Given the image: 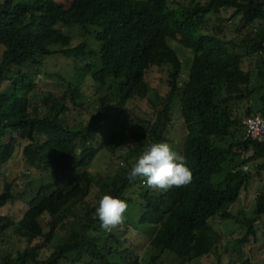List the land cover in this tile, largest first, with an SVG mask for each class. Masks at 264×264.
Masks as SVG:
<instances>
[{
  "label": "trees",
  "instance_id": "16d2710c",
  "mask_svg": "<svg viewBox=\"0 0 264 264\" xmlns=\"http://www.w3.org/2000/svg\"><path fill=\"white\" fill-rule=\"evenodd\" d=\"M228 11L229 19H212ZM237 18L239 39L224 40L222 24ZM209 28L213 34L204 33ZM171 33L194 54L187 81L168 44ZM50 59L72 71L47 75L57 90L42 89L38 79ZM252 59L255 67L245 69ZM157 80L167 85L165 96L154 93ZM0 87V182L19 142L26 143V163L45 170L22 218L0 216V239L12 230L26 244L0 255V264H165L169 256L177 264H201L218 245L209 224L215 218L244 230L242 244L258 238L264 191L250 219L229 208L254 176L264 180V145L246 137L236 111L258 95L247 116L264 117V0H0ZM143 102L145 123L130 124V104L142 111ZM178 113L187 128L181 155L193 172L191 184L161 192L142 179L130 181L146 149L171 142ZM102 151L120 154L111 178L92 173ZM234 160L240 164L229 170ZM104 195L140 208V224L152 238L148 261L101 228L95 210ZM17 198L6 184L0 209ZM130 220L127 212L125 226Z\"/></svg>",
  "mask_w": 264,
  "mask_h": 264
},
{
  "label": "rangeland",
  "instance_id": "374dc122",
  "mask_svg": "<svg viewBox=\"0 0 264 264\" xmlns=\"http://www.w3.org/2000/svg\"><path fill=\"white\" fill-rule=\"evenodd\" d=\"M70 4L71 2H68V5ZM231 15L232 12L228 11L227 13H222L219 16H214L212 19L225 20L229 19ZM239 20L240 18H237L234 23L227 21L223 23L224 25L221 23L222 26H224V30H222L223 32L219 34V36L223 37V39L226 41L239 39ZM216 23L217 22H213L209 25L213 26ZM73 30H75V32L77 31L76 29ZM211 32L212 31L210 30V28L208 30H204V33L209 34ZM78 39L79 38H77V40ZM171 39V46L183 62L182 79L183 81H187L190 74V68L194 58V54L192 51L186 49L182 44L179 43L180 37L177 34L171 33ZM253 66L255 67V59L247 60L243 64V67L245 69H250ZM54 73H58L64 77H67L70 73H72V71L69 67L63 65L62 63H59V61H53V59L48 60L45 63V67L43 69H40V74L38 75V79L40 81H43L40 85L42 89L57 90L59 88L57 83L46 82L47 75H52ZM159 78H161V76ZM163 79H165L166 84L168 80L166 71L162 73L161 80ZM165 84H162V82H160L159 80L153 83L152 88L154 90V93H156V91H160L159 94L165 96L169 90L167 85ZM254 88L258 89V82L256 78L254 80ZM3 89L4 88L0 87V92H2ZM255 102H259L258 95L242 103V105L236 109L240 117L243 119V125L244 121L248 118L247 110L249 109V106L252 105V103L255 104ZM137 106L138 105H135L133 103L130 104L128 110L129 114L128 116L126 115V119L129 120V123L132 122L133 124L136 123L141 125L142 122L145 123V119H142L144 116L143 112L149 111V107L145 102L142 103V111L141 109L139 110ZM175 108H177L176 110L179 112V105ZM179 115L180 114L178 113L177 119L172 121V126L169 129L168 135L171 142L168 144L172 147L173 150L181 154L182 147L184 145L183 143L185 142L184 140L187 136V128L181 118V115ZM145 118L150 119L148 117V114H146ZM19 143L20 144L17 146V151L12 161L1 169L2 179L0 182V194L4 191V187L6 184H11L12 192L18 196L15 203H11L5 208L0 209V216L9 217L14 221H19L22 218L24 212L26 211L27 203H29L37 194V191L43 182V175L45 173L44 169H36L26 163L22 155L23 148L26 146V143ZM119 155L120 154L114 155L109 151L100 152L98 159L91 166L92 173L96 174L99 178H111L116 172L118 164L120 162ZM252 155V152L246 154L242 158L243 160L240 158L239 162L248 160L250 157H252ZM231 159L232 158H229V160ZM239 162L237 160L228 162L226 167L230 170L238 165ZM246 167L248 166L245 165L243 170H245ZM245 171L250 172V170ZM251 172L253 175H255L256 170L252 167ZM262 177L264 179V173ZM221 181L222 180H220V178L217 179V182L221 183ZM261 191H264V180L261 181L254 176L252 178L250 187L242 192L240 199L229 208V212L239 217L242 221L250 219L253 216L256 197ZM140 212V208H135L129 205L128 213H130L131 217L129 224L130 226H124L122 229L113 230V232H116V235L123 239V241L125 242L124 246L127 249H138L142 253L140 258L148 261L151 255L154 254L150 245L152 238L150 236V230L142 228L143 226L140 224ZM209 224L214 228L217 234L216 237L218 240V245L210 257L204 258L200 261L201 264H264V219L256 225L258 238L250 239L246 244H242L239 242V239L242 238L245 232L244 230H241L234 221L215 218L210 220ZM145 230L147 232H145ZM124 237L128 239V241H126ZM104 244L106 246H111L113 245V241L108 240ZM25 248L26 244L21 243L20 239L16 237L12 230H10L4 236V238L0 239V255L5 254L6 251H16L17 249ZM172 257L173 256H169L165 264H177L174 257ZM164 260L165 259H163L162 261L164 262Z\"/></svg>",
  "mask_w": 264,
  "mask_h": 264
},
{
  "label": "clouds",
  "instance_id": "9594fccd",
  "mask_svg": "<svg viewBox=\"0 0 264 264\" xmlns=\"http://www.w3.org/2000/svg\"><path fill=\"white\" fill-rule=\"evenodd\" d=\"M171 41L172 39L168 41L170 46ZM121 148L126 154L127 145ZM128 178L130 181L142 179L149 188L166 192L173 187L188 186L194 177L185 156L173 150L167 143H156L139 156ZM128 209L129 204L126 201L111 195H104L99 200L95 214L99 218L101 228L112 232L125 226Z\"/></svg>",
  "mask_w": 264,
  "mask_h": 264
},
{
  "label": "built area",
  "instance_id": "2783aa9c",
  "mask_svg": "<svg viewBox=\"0 0 264 264\" xmlns=\"http://www.w3.org/2000/svg\"><path fill=\"white\" fill-rule=\"evenodd\" d=\"M246 137L260 145H264V117L255 113L244 121ZM248 170V168H246Z\"/></svg>",
  "mask_w": 264,
  "mask_h": 264
}]
</instances>
